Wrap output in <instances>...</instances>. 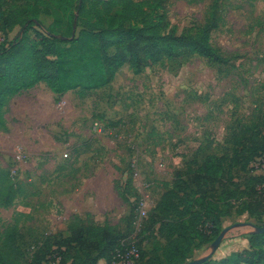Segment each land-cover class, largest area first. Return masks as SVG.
Masks as SVG:
<instances>
[{
    "label": "rangeland",
    "instance_id": "obj_1",
    "mask_svg": "<svg viewBox=\"0 0 264 264\" xmlns=\"http://www.w3.org/2000/svg\"><path fill=\"white\" fill-rule=\"evenodd\" d=\"M216 1L222 21L212 41L230 59L226 65L193 55L181 62L164 59L135 74L126 64L107 87L56 96L42 85L35 96L26 90L9 103L10 129L0 128V168L11 171L22 193L13 206H0L1 262L30 264L46 236L68 235L76 214L113 225L129 243L141 242L136 264L161 254L165 240L149 218L131 220L136 198H144L152 213L178 171L197 168L208 155H233L234 133H264V0L161 3L182 31L203 24ZM20 3L0 0V8ZM39 19L45 27L55 21ZM19 34V27L2 32L0 42ZM249 167L264 174V154ZM246 222L264 226V217L235 212L222 218V230ZM11 228L16 248L7 255L4 235ZM251 233L250 227L233 230L209 260L250 264V255L234 254L260 248L249 241ZM214 241L194 249L183 264L209 255Z\"/></svg>",
    "mask_w": 264,
    "mask_h": 264
},
{
    "label": "trees",
    "instance_id": "obj_2",
    "mask_svg": "<svg viewBox=\"0 0 264 264\" xmlns=\"http://www.w3.org/2000/svg\"><path fill=\"white\" fill-rule=\"evenodd\" d=\"M19 1L15 9L0 8V30L8 33L20 28L16 38L0 43L3 129L11 100L39 83L59 95L74 90L86 93L108 86L126 64L139 74L164 59L181 62L198 55L213 64L230 61L212 41V33L222 21L217 1L203 24L182 31L170 22L161 0ZM40 14L54 17L53 25L45 27ZM234 135L237 146L233 155H208L197 168L178 171L172 187L148 215L153 232L157 230L165 240L162 253L142 257L140 264H183L194 249L214 241L221 233L222 218L235 212L262 220L264 174H254L249 166L264 154V133L255 134L249 128L242 136ZM21 193L11 171L0 168V206H13ZM139 198L132 203L133 222ZM72 218L68 235L46 236L40 247L35 246L38 251L30 264H99L101 258L113 264L117 252L127 246V235L113 225L96 223L90 214ZM15 232L11 228L4 235L7 255L16 248ZM249 236L253 245L261 244L260 248L234 256L250 255V264H264V233ZM137 245L141 250V242Z\"/></svg>",
    "mask_w": 264,
    "mask_h": 264
},
{
    "label": "built area",
    "instance_id": "obj_3",
    "mask_svg": "<svg viewBox=\"0 0 264 264\" xmlns=\"http://www.w3.org/2000/svg\"><path fill=\"white\" fill-rule=\"evenodd\" d=\"M2 32L3 31L0 30V34ZM146 206H147V202L145 201L144 198L140 197L138 201L136 217L148 218L149 211L146 208ZM140 256H141V250H140V247L137 245V243L128 242L124 250L117 252V254L115 255L113 264H135L136 261L140 258Z\"/></svg>",
    "mask_w": 264,
    "mask_h": 264
},
{
    "label": "water",
    "instance_id": "obj_4",
    "mask_svg": "<svg viewBox=\"0 0 264 264\" xmlns=\"http://www.w3.org/2000/svg\"><path fill=\"white\" fill-rule=\"evenodd\" d=\"M244 227H250L251 231L253 233H264V226H258L257 224L252 223V222L237 223L231 227H227V228L222 230V232L219 234V236L213 242V249L209 253V255H207L203 258H200V259L191 260L185 264H203L204 262H206L207 260H209L213 256L214 251L219 247V245L222 243V241L225 239V237L230 232H232L233 230H235L237 228H244Z\"/></svg>",
    "mask_w": 264,
    "mask_h": 264
},
{
    "label": "crops",
    "instance_id": "obj_5",
    "mask_svg": "<svg viewBox=\"0 0 264 264\" xmlns=\"http://www.w3.org/2000/svg\"><path fill=\"white\" fill-rule=\"evenodd\" d=\"M122 69V68H121ZM120 69V70H121ZM119 70V71H120ZM45 83H39V84H37L34 88H31V89H29V90H27V91H30L34 96H35V94H36V92L39 90V88L43 85V86H46L47 87V85L45 84ZM107 87V86H106ZM46 90L48 91V92H50L49 94H52V95H56V96H62V95H59V94H56V93H54V92H52L51 91V89H49V87H47L46 88ZM98 90V89H97ZM26 91H24V92H22L21 94H19V95H17V96H15L12 100H15L16 98H18L20 95H22L23 93H25ZM11 100V101H12ZM11 104V103H10ZM6 119H7V126H6V128H4L6 131L7 130H9L10 129V123H8V118L6 117ZM104 262V263H103ZM99 264H106V260L104 259V258H101L100 260H99Z\"/></svg>",
    "mask_w": 264,
    "mask_h": 264
}]
</instances>
